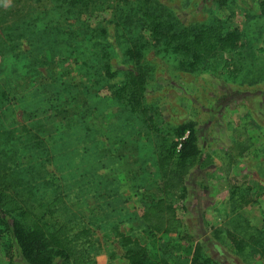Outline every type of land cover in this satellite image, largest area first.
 Wrapping results in <instances>:
<instances>
[{"label":"rangeland","instance_id":"rangeland-1","mask_svg":"<svg viewBox=\"0 0 264 264\" xmlns=\"http://www.w3.org/2000/svg\"><path fill=\"white\" fill-rule=\"evenodd\" d=\"M103 1L83 12L70 10L62 0H0V134L14 130L11 137L20 148L15 154L4 147L7 139L0 155H16L22 166L43 162L48 179L59 181L66 206L58 208L52 182L36 184L34 196L26 194L24 182L22 189H4L5 211L24 221L20 208L27 206L43 229L65 233L72 252L67 264H128L127 250L141 251L148 264H191L195 256L205 264H264L260 254L252 253L259 241L255 237L261 233L264 239V17L258 15V0H232L224 10L211 1L148 0L147 5L172 9L185 24L218 19L226 29L238 30L239 46L223 52L230 65L245 67L236 80L212 59L193 72L181 70L182 53L160 50L166 30L156 29L145 15L139 29H130L141 36L139 42L127 35L121 46L107 26L120 71L114 79H103L100 55L106 43L96 29L109 25L123 5L117 9L116 1ZM144 1L129 0L125 11L133 9L129 13L139 17ZM70 19L85 28L88 42L79 34L66 35ZM11 26L50 33L41 37L28 31L20 40L11 39ZM57 27L64 35L58 45ZM16 43L21 47L14 48ZM125 48L144 53L155 77L144 94L145 111L143 106L131 109L116 95L133 67ZM191 118L205 122L199 125L205 159L189 171L181 200L164 190L157 157L161 146L174 140L173 129ZM244 145V155L234 158ZM26 146L41 149L44 156L33 159ZM5 165L0 161V182L8 179ZM253 197L234 208L238 198ZM154 204L162 206L172 231L149 225L143 213ZM83 228L93 232L82 238ZM238 233L244 235V253L230 237ZM3 240L0 264H26L16 248L13 260L5 255Z\"/></svg>","mask_w":264,"mask_h":264},{"label":"trees","instance_id":"trees-1","mask_svg":"<svg viewBox=\"0 0 264 264\" xmlns=\"http://www.w3.org/2000/svg\"><path fill=\"white\" fill-rule=\"evenodd\" d=\"M99 1L102 2V0H62V3L67 4L70 7V10L81 8V11L87 12L90 9V6L96 5V3L100 4L101 2ZM105 1L107 3L112 2L104 0L103 3ZM113 1H116L117 9L120 5H123L118 9L117 14L115 16L113 15L112 19L109 21V25H104L99 29H96L97 31L103 33V35H101V39H103V43H106V45H102L104 53L100 55V59L102 60L101 77L103 79H114L120 71L117 65H115L113 57L114 52L109 49L111 48V44L108 42L109 32L107 30V26H111V29L114 32L113 38L115 40H120L121 46L123 45L124 37L127 35V37L130 36L131 41L135 40L133 38L135 37L136 41L139 42L141 36L138 35L136 31H130V29L135 27L139 29V27L142 26L141 18L144 15L156 29L165 28L166 33L163 32L161 34L159 42L162 45L159 48L160 50L171 49L175 52L182 53L183 57H181L180 62H182V65L184 66L181 68L184 72H193L197 66L201 64V62H208L212 59L215 64H218L219 62L222 70H225L228 76H230L233 80H236L240 77V72L245 68L244 65H240L238 68L236 64L230 65L229 61L223 57L224 51L235 50L239 46V36L241 34L236 29H226L218 19L214 20L213 23L205 25H199L195 22L185 24L172 9L165 7L155 8L151 5H147L148 0L144 1L146 3L144 8L141 10V15L139 17H134L135 11L133 9L130 11L134 13H129L130 11H125L124 8L130 5L128 3L129 0ZM206 1H211L212 4H215L216 7L223 10L226 7H229L232 3V0H203V2ZM257 6L258 15L264 17V0H258ZM130 18L135 20H131ZM70 20L71 22L67 26L70 27L69 31H71V33L69 34L68 31L66 35L74 37L79 34L81 37L83 36V42H88V39L86 40L85 38V28H81V25L77 26L78 22H76L75 19V21L72 19ZM13 29H15V31L12 33L10 38L18 40H20L22 36H25L28 31L30 34H35L41 37L50 33L49 31L46 34H42L31 27L17 28L11 26V30ZM57 30V35H54L55 41L57 42L56 45L61 44L64 37L63 33V37L60 35V27H57ZM5 35L7 36V32ZM16 44L18 46H15L14 48L21 47L19 43ZM123 49V47L119 48L120 51ZM125 51L127 52L126 62H130L129 60H132L133 67L129 68V71L126 72V77L124 78L123 83L116 89V95L117 97H120L122 101H124V103L131 109H136L143 106L142 102L145 98V91L151 86V84L155 83V81H152L155 77L152 79V74L149 72V64L143 57L144 53L140 52L138 49L135 51V48H125ZM101 52L103 51L99 50V53ZM206 96L211 97L212 95ZM151 107L152 109H155V106ZM143 109L145 111L148 108L143 106ZM200 123L205 122L191 118L178 124L172 131L174 140H171L167 146L162 145V150L157 157V162L164 180V190L174 192L176 196L178 194L177 197L181 200L186 198V178L189 171L192 167L201 165L205 159V151L203 146L200 144L202 132V128L199 126ZM2 125L3 123L0 121V127ZM14 132V130L2 132L0 134V144H2L5 140L10 139L9 142H4L3 146H11V151H14L16 154L20 148L16 146L17 141L15 140V137H11ZM34 138L37 137H30V139ZM35 144L36 143H34V145ZM33 147L26 146L23 148L29 150L30 156L35 160H38L39 156H44V152L41 149H33ZM245 149L246 145L239 148L238 154L235 156L233 155V157L236 159L241 158L244 155ZM2 155L5 158L0 155V161H2L4 165L6 164L9 168L8 169L5 165L7 168L5 169L8 171L6 174L8 177L7 181L0 182H6V184L0 185V239H4L3 244L5 246V255L10 260H13L14 248H16L18 255L26 264H67L72 252L69 248V241L64 235L65 233H58L56 229H53L54 231L51 232H49L48 229H43L38 221L35 220L37 216L31 212L27 206L20 208L22 210L21 215L26 218L24 221L16 220L14 217L10 216L3 207L4 189L7 187L15 188L16 186L21 188L22 184L27 182L25 185V188L28 189L26 194L30 196L35 195L36 190H32V188H38L36 184L47 187L53 183L55 188L52 192L56 191L55 202L58 203V208H64L66 206L61 203L60 198H63V189L57 184L59 181L57 179L55 181H50L48 179V173L44 168L45 164L43 162H40V165L37 167L34 166V162L32 164L22 166L18 165L20 162L17 161L18 159H16V155L13 157L6 156L4 153H2ZM7 177H5V179ZM66 185V183L63 184L64 189L65 187L67 188ZM235 189L236 188H233V190ZM51 194L53 193L50 191V195ZM232 194H234V191H232ZM256 198L257 197H253L252 199L238 198L239 203L234 208L238 210L241 206H244L250 200H255ZM163 210L164 209L160 206V204H154L153 206H149L144 211L143 216L147 219L149 225L152 226L155 231L167 233L172 231V228L169 224H167L170 218L164 217L165 215L163 214ZM30 216L34 220L30 221ZM150 217L151 219H149ZM235 227L236 229L240 228L239 225H236ZM238 231L241 232L240 230ZM92 232L93 231L83 228L81 232L82 238L87 233L90 234ZM259 235V238L255 237L259 241L256 243V249L252 250V253L260 254L264 258V239L261 233ZM239 236L240 234L238 233L236 236L231 234L230 237L232 239L237 238L236 248L239 252L241 251L244 253L243 249L240 247L242 242V244H246L244 241V235ZM85 242L88 244L89 241L85 240ZM89 243L90 245H93L95 242L90 241ZM127 251H129L127 253L128 264H148L145 255L141 251ZM163 264L167 263L164 262ZM191 264L205 263L200 262V260H198L195 256L192 259Z\"/></svg>","mask_w":264,"mask_h":264}]
</instances>
